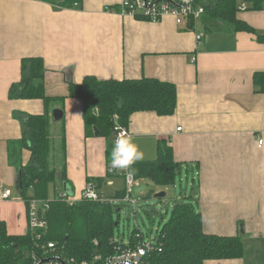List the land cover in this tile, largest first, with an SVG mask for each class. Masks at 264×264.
<instances>
[{"label": "crops", "instance_id": "1", "mask_svg": "<svg viewBox=\"0 0 264 264\" xmlns=\"http://www.w3.org/2000/svg\"><path fill=\"white\" fill-rule=\"evenodd\" d=\"M120 1L0 0V192L11 194L0 200V221L9 235L28 231L17 177L30 153L18 141L25 120L42 114L44 105L38 99H11L9 89L21 81L22 66L27 69L28 60L39 58L44 76L37 83L53 98L50 136L56 150L51 162L66 179L56 176L60 190L54 187V195L65 185L76 197L85 184L96 187L98 180L99 193L120 199L115 195L124 187L119 173H107L113 137L85 133L81 101L66 98L69 84L90 76L168 82L176 88L173 115L140 112L130 117L127 130L144 154L140 161L154 160L156 142L169 140L181 171L193 170L197 188L191 200L203 232L239 235L240 258L204 264H264V92L253 84V75L264 73V9L255 11L246 0H237V19L262 36L258 41L255 34L234 31L206 14L193 32L177 26L171 16L150 23L103 10ZM241 5L246 10L239 11ZM195 33L202 35L199 42ZM55 110L61 112L58 119ZM146 182L157 188L152 194L166 196L169 187Z\"/></svg>", "mask_w": 264, "mask_h": 264}, {"label": "trees", "instance_id": "2", "mask_svg": "<svg viewBox=\"0 0 264 264\" xmlns=\"http://www.w3.org/2000/svg\"><path fill=\"white\" fill-rule=\"evenodd\" d=\"M68 1L75 0H64L65 3ZM246 1L252 10L264 9V0ZM199 2L209 18L226 23L234 31L255 34L237 19V0ZM255 36L258 41L262 40V36ZM28 61L27 69L22 66L21 81L9 89V98L41 100L44 112L25 120L18 145L30 153V160L18 169L17 187L26 202L30 198L49 202L44 214L47 229L41 240H37L29 230L24 235L12 236L7 233L5 223L0 221V264H31V254L41 252L39 246L45 242L55 243L63 256L77 260L114 254V247L118 243L112 240H115L118 223L115 226L112 205L84 201L69 207L56 199L57 194L52 199L48 198V187L54 184L58 175L56 168L49 165V158L51 160L56 150L55 139L50 136L53 98L45 95L41 82L37 83L44 76L42 60L36 58ZM253 84L258 87L257 91L264 92V73H255ZM67 92L66 98L79 99L82 103L85 133L93 134L95 129L102 137H113L115 123L127 129L130 117L135 113L152 112L159 117L171 116L177 101L173 84L153 78L100 81L90 76L85 77L81 84H69ZM169 143L167 139L158 140L154 160L137 161L132 165L130 172L136 181L149 180L161 188L175 185L181 168L173 158ZM64 157L65 151L63 160ZM63 171L58 175L61 181L66 180ZM99 182L96 180L97 186ZM122 197L123 190L115 195V198ZM134 235L135 230L129 237L131 247L135 244ZM153 247L145 257L149 264H204L205 261L238 259L242 256L239 235L204 233L197 207L183 201L174 204L169 219L154 236Z\"/></svg>", "mask_w": 264, "mask_h": 264}, {"label": "built area", "instance_id": "3", "mask_svg": "<svg viewBox=\"0 0 264 264\" xmlns=\"http://www.w3.org/2000/svg\"><path fill=\"white\" fill-rule=\"evenodd\" d=\"M29 1L42 2L43 0ZM103 10L123 17L129 16L141 18L150 23H157L165 16H171L177 26H184L186 29L192 30L193 32L195 31L196 21L205 14L204 7L199 0H121L117 7H105ZM238 10L244 11L246 10V6H239ZM201 39L202 35L195 33V40L199 42ZM177 131H181V128H177ZM126 135H130L127 129L115 123L113 142H115L117 136ZM258 144L262 145V140H259ZM129 171L130 170L115 169L111 166V163L108 167L107 173L109 175L119 173V175L123 177V197L120 199L104 197L97 191L92 183H87L84 189L76 197L63 191L57 194L56 199L64 202L69 207H73L84 201L109 204L112 206H116L118 202H124L130 204L135 213L137 201L131 197V193L136 184V180L132 173L129 174ZM10 197L11 194L9 190H3L0 192V200H9ZM26 206L28 230L35 234L37 240H41L43 238V233L47 229V221L45 220L44 214L48 209L49 202L46 200L30 198L27 200ZM134 239L135 244L132 247L129 246V244L117 242L118 245L114 247V254L105 257L95 255L90 260L67 258L62 255L55 243L45 242L39 246L41 252L31 254V264H149L145 260V257L149 251L154 249V241L152 244L145 243L144 236L138 229H135ZM113 241L115 240H112V242ZM94 244L96 245L97 243L94 242Z\"/></svg>", "mask_w": 264, "mask_h": 264}, {"label": "rangeland", "instance_id": "4", "mask_svg": "<svg viewBox=\"0 0 264 264\" xmlns=\"http://www.w3.org/2000/svg\"><path fill=\"white\" fill-rule=\"evenodd\" d=\"M51 161L49 158L50 167H52ZM146 181L139 180L132 189L131 197L137 201L135 213L133 212L132 206L124 202H118L116 206H113V219L115 223H118L114 232L116 242L129 244L131 233L135 229H138L143 234L145 243L152 244L154 236H157L162 224L169 219L175 203L183 201L192 202L193 204L191 199L197 188V181H195L193 170L189 168L179 173L175 178V185L169 188L167 187L168 191H166V196L160 199L153 198L155 194H152V191L157 190V188ZM54 187L56 191L60 190L59 187L57 188V184H51L48 187V198L53 197ZM108 191L111 192V189L108 188ZM118 209L119 218L117 213Z\"/></svg>", "mask_w": 264, "mask_h": 264}, {"label": "clouds", "instance_id": "5", "mask_svg": "<svg viewBox=\"0 0 264 264\" xmlns=\"http://www.w3.org/2000/svg\"><path fill=\"white\" fill-rule=\"evenodd\" d=\"M143 158V152L133 143L131 135L116 137L111 152V166L113 168L131 170L132 165ZM129 174H131L130 171Z\"/></svg>", "mask_w": 264, "mask_h": 264}, {"label": "water", "instance_id": "6", "mask_svg": "<svg viewBox=\"0 0 264 264\" xmlns=\"http://www.w3.org/2000/svg\"><path fill=\"white\" fill-rule=\"evenodd\" d=\"M94 113H96V111L94 112ZM61 116V112H59L58 110H55V111H53V117H54V119H58L59 117ZM94 133H95V135H98V132L94 129ZM64 188H65V191L64 192H67L66 190V186L64 185ZM68 193V192H67ZM70 194V193H69ZM71 195V194H70ZM163 197H165V193L164 192H162V193H158V194H155L154 196H153V198L154 199H160V198H163ZM117 225V223H115V226ZM240 232H241V234L243 233V230H240ZM119 264H129V263H119Z\"/></svg>", "mask_w": 264, "mask_h": 264}]
</instances>
